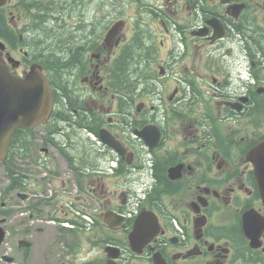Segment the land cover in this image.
Instances as JSON below:
<instances>
[{"label":"flooded vegetation","instance_id":"1","mask_svg":"<svg viewBox=\"0 0 264 264\" xmlns=\"http://www.w3.org/2000/svg\"><path fill=\"white\" fill-rule=\"evenodd\" d=\"M81 1L64 0V7ZM110 1L108 18H62V41L83 47L76 63L41 64L54 100L43 130L20 128L16 141L28 146L27 156L17 154L16 189L29 203L18 229L31 246H18L15 259L264 264V199L249 157L264 141V0ZM22 6H0L17 33L0 59L19 58L12 71L25 75L35 61L22 44ZM136 34L144 57L134 71L132 50L126 55L131 77L118 93L109 74ZM134 72L144 84H133ZM42 221L66 239L64 257L35 250ZM244 222L258 227L253 237Z\"/></svg>","mask_w":264,"mask_h":264},{"label":"trees","instance_id":"2","mask_svg":"<svg viewBox=\"0 0 264 264\" xmlns=\"http://www.w3.org/2000/svg\"><path fill=\"white\" fill-rule=\"evenodd\" d=\"M142 2V0H135V2ZM144 4V3H143ZM63 2L61 0H23L22 11L27 21L24 28L28 31L22 44L26 48L30 49L31 55L33 56V61L41 63L43 66H47L50 58L55 64H65L70 62L76 63L81 57H76L75 53L83 52V47L79 44L65 43L63 42V37L68 35L67 31L59 30L61 26L62 18L65 14H72L71 9L64 10ZM75 7L73 10H77ZM6 13L0 11V37L6 42L15 45L17 39V33L12 25L6 22ZM55 20L53 24L51 21ZM60 25V26H59ZM69 26V25H68ZM133 46L128 47L124 51V58L118 59L117 69L112 70V74H109L108 84L114 88L118 93H124L127 91V85L130 79V75L126 73V62L128 57L126 55H131L132 50L133 57V67L134 71L140 69V60L144 57L143 44L139 34H136ZM71 42V41H70ZM75 43V42H73ZM58 50L68 51L71 53L72 57L65 58L56 56ZM143 74L141 72H134L133 74V84L139 85L144 84ZM137 88V86L135 87ZM21 129L18 127L12 136L11 143L9 146V155L6 161L2 164L5 165L10 181L6 187V191L15 189L16 187V166H17V154L22 156L28 155V146L21 145L19 148L16 144L19 131ZM28 139V137H26ZM26 142V141H25ZM3 214L9 215L8 211H3Z\"/></svg>","mask_w":264,"mask_h":264},{"label":"water","instance_id":"3","mask_svg":"<svg viewBox=\"0 0 264 264\" xmlns=\"http://www.w3.org/2000/svg\"><path fill=\"white\" fill-rule=\"evenodd\" d=\"M6 2L7 0H0V6ZM0 48L2 50L6 48L5 42L2 40H0ZM8 59L13 64L19 62L11 55ZM40 68L39 64H32L27 74L21 76L12 72L11 66L5 59H0V163H3L8 157L9 145L17 127L33 128L49 117L54 100L53 92L48 78ZM140 134L142 133L140 132ZM101 139L118 150L119 144H116L111 136L102 132ZM250 157L255 161L256 173L264 199V141L254 148ZM250 212L251 210L248 211V213ZM244 228L249 237H253L258 231V227L252 224L250 227L246 222H244ZM139 229L140 227L136 231ZM5 236L6 230L0 225V246ZM252 243L254 246L261 244L257 235ZM30 245L31 242L26 239L19 241L20 247ZM3 258L8 262L14 261V257L10 255H4Z\"/></svg>","mask_w":264,"mask_h":264},{"label":"rangeland","instance_id":"4","mask_svg":"<svg viewBox=\"0 0 264 264\" xmlns=\"http://www.w3.org/2000/svg\"><path fill=\"white\" fill-rule=\"evenodd\" d=\"M63 4L65 5L64 0H61ZM70 1V0H69ZM100 1L103 4L102 9H98L100 6ZM153 3V4H159L161 0H144V2ZM106 3V4H104ZM139 5H142L140 2L137 1V3L134 0V7H138ZM63 5V6H64ZM110 6L113 7V3L110 0H86L81 1L80 6L77 10L71 9L72 14H69L66 16V19L72 18V16L76 17H83L86 18V20H99L101 18H108L106 17L108 15V9H110ZM64 10L69 9L65 7ZM97 12H100V15L97 17ZM66 15V14H65ZM105 16V17H104ZM82 19V18H81ZM25 18L21 19V26L24 24ZM83 20V19H82ZM13 22V21H12ZM157 25V24H156ZM124 32L129 35L128 29L124 30ZM17 53V54H16ZM14 53L17 57L20 56L18 53V50ZM36 131L40 132L43 130L42 127L37 126L35 127ZM33 154V153H31ZM28 159H23L22 161H19L20 163H28ZM10 181V178L8 176L6 167L4 164L0 163V225H2L6 230V237L4 242L0 246V264H20L18 258L15 259L14 262H6L3 259L4 254H8L13 256L14 258L19 256L21 253V249L18 247V241L23 236L21 234V231L18 229V220L19 217H22L19 215L20 210H26L28 209V201H21V199L17 195V189L6 191V187ZM3 211H8L9 215L3 214ZM5 218V222H2V219ZM45 225L44 231L36 236L37 239V245L35 247V250L38 253H41L42 250L46 251L49 249L48 256L52 257L50 255V252L55 256L54 258H62L65 255V251L68 249V245L66 244V239H59L56 236V229H52L49 227L50 224H47L45 221H42ZM27 220V224H28ZM47 227V229H46ZM54 228V227H53ZM68 241V240H67ZM69 242V241H68Z\"/></svg>","mask_w":264,"mask_h":264}]
</instances>
